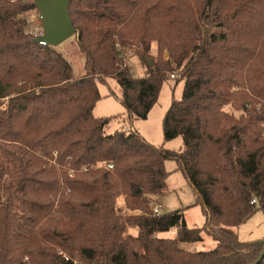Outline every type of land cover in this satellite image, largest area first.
Segmentation results:
<instances>
[{
	"label": "trees",
	"instance_id": "1",
	"mask_svg": "<svg viewBox=\"0 0 264 264\" xmlns=\"http://www.w3.org/2000/svg\"><path fill=\"white\" fill-rule=\"evenodd\" d=\"M69 10L80 77L26 33L34 0H0V264H254L264 240L243 242L238 229L264 211V0H71ZM171 75L184 89L162 128L165 142L182 138L179 151L133 126ZM108 78L129 127L114 134L121 115H94ZM168 161L203 207V227L189 228L182 210L153 214ZM206 235L211 250L181 247Z\"/></svg>",
	"mask_w": 264,
	"mask_h": 264
},
{
	"label": "rangeland",
	"instance_id": "2",
	"mask_svg": "<svg viewBox=\"0 0 264 264\" xmlns=\"http://www.w3.org/2000/svg\"><path fill=\"white\" fill-rule=\"evenodd\" d=\"M25 20L27 26L31 23V25H35L37 29L42 27L41 19L39 13L37 12H32L31 14L26 15ZM78 34L56 48L71 62L75 76L80 77L84 74L83 66L85 59L78 49ZM119 48L121 49V47ZM125 56L127 58L128 64L133 68L137 76L142 77L146 74V71L148 70L147 65L145 64L144 60H142V58L134 53V50H126ZM152 56L154 60L158 57L156 45L154 46ZM168 59L169 53L166 52L164 55V60ZM148 60L151 59L148 58ZM107 82L108 85H99L101 95H104L107 92L111 93L112 90L120 97V87L118 86L116 80L108 78ZM183 89V82L176 83L174 79L170 78V80L163 85L159 101L149 114L147 120H138L136 121L138 123L135 122L138 132L151 144L158 147L164 146V148L174 151H178L182 146V138H177L169 142L164 141L162 122L173 99H181ZM110 96L112 97L108 98ZM104 98L105 97L102 96V100L98 104L95 111V114L99 118L123 114L125 110L119 100H117V96L110 94L105 99ZM227 110L233 111L230 107H227ZM235 113L237 116L240 115L237 112ZM121 120L122 119L120 117L119 119L115 120L116 122L111 123L106 132L108 134H114L116 130L123 127V123H125V121ZM166 168L171 173V176L167 182V190L163 196L155 198L156 202L154 205L157 203L162 204V214L182 210L184 213L185 223L189 228L203 227L206 223V215L203 207L197 203V196L195 195L193 189L188 184L183 174L180 171H177V164L175 161H168ZM122 199V197L119 199L118 209L124 211V199ZM137 231L138 230L136 228H131L129 233L136 235ZM177 233V229H173L169 232L162 233L161 237L174 239L177 236ZM238 235L239 239L243 242L263 241L264 211H258L247 223L241 225L238 229ZM181 247L190 252L208 251L215 247V242L210 236L206 235L205 241L203 243L181 244Z\"/></svg>",
	"mask_w": 264,
	"mask_h": 264
},
{
	"label": "water",
	"instance_id": "3",
	"mask_svg": "<svg viewBox=\"0 0 264 264\" xmlns=\"http://www.w3.org/2000/svg\"><path fill=\"white\" fill-rule=\"evenodd\" d=\"M70 2L71 0H34L44 30V36L35 40L37 44L44 42L56 48L78 34L70 16ZM147 63L149 67L153 66L151 60H147ZM263 260L264 250L254 264H260Z\"/></svg>",
	"mask_w": 264,
	"mask_h": 264
},
{
	"label": "built area",
	"instance_id": "4",
	"mask_svg": "<svg viewBox=\"0 0 264 264\" xmlns=\"http://www.w3.org/2000/svg\"><path fill=\"white\" fill-rule=\"evenodd\" d=\"M26 33L33 36L35 39H39V38L44 36L43 26L41 28L37 29L35 27V25H31V23H30V24H28V26L26 25ZM40 45L45 46L46 44L44 42H42V43H40ZM124 55L125 54L122 53V56H124ZM170 77H171V79H174L175 75H171ZM109 168L112 169L113 167L110 166ZM254 203H255V201H254ZM162 208H163L162 204H160V203L155 204L152 208L153 214L156 216L161 215L162 214L161 213ZM66 259H68V258H66Z\"/></svg>",
	"mask_w": 264,
	"mask_h": 264
},
{
	"label": "crops",
	"instance_id": "5",
	"mask_svg": "<svg viewBox=\"0 0 264 264\" xmlns=\"http://www.w3.org/2000/svg\"><path fill=\"white\" fill-rule=\"evenodd\" d=\"M114 92V91H113ZM111 93H109V92H107L106 94H104V95H102V96H104L105 98L107 97V96H109ZM114 94H115V96H117V100H119V96L118 95H116V93L114 92ZM112 96H110V97H108V98H111ZM104 98V99H105ZM103 101H105V100H103ZM120 102V101H119ZM100 103V102H99ZM98 103V104H99ZM98 104H97V106H98ZM97 106H96V108H95V110H94V114H95V111H96V109H97ZM125 110V109H124ZM96 115V114H95ZM97 116V115H96ZM98 117V116H97ZM121 121H125V123H123L124 124V126L123 127H121L120 129H122V128H124V129H128L129 127H128V125H127V122H126V111H124L123 112V114L121 115ZM121 121H119V122H121ZM114 122H116V121H114ZM136 123H138V122H136ZM136 123H134V129H136ZM120 129H118V130H120ZM137 130V129H136ZM117 131V130H116ZM182 148H183V141H182V146L179 148V150H182ZM178 150V151H179ZM170 176H171V174H170ZM170 176H169V178H170ZM169 180V179H168ZM168 182V181H167ZM166 193V192H165ZM123 200V199H122Z\"/></svg>",
	"mask_w": 264,
	"mask_h": 264
}]
</instances>
